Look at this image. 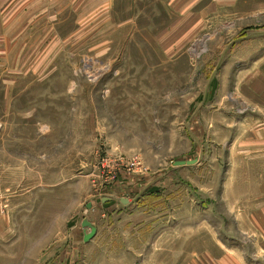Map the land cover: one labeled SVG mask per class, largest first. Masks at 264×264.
<instances>
[{
    "label": "rangeland",
    "instance_id": "1",
    "mask_svg": "<svg viewBox=\"0 0 264 264\" xmlns=\"http://www.w3.org/2000/svg\"><path fill=\"white\" fill-rule=\"evenodd\" d=\"M14 6L0 25V264H210L221 241L231 257L223 183L264 175V0Z\"/></svg>",
    "mask_w": 264,
    "mask_h": 264
},
{
    "label": "crops",
    "instance_id": "2",
    "mask_svg": "<svg viewBox=\"0 0 264 264\" xmlns=\"http://www.w3.org/2000/svg\"><path fill=\"white\" fill-rule=\"evenodd\" d=\"M15 3L16 0H0V25L6 22L9 23V18L1 19V13L2 11L13 9ZM262 150L259 152H264ZM177 168H184L186 170L187 166ZM260 177L263 178V181H226V183H223L227 189L226 195L231 198V230L229 232L231 237L229 238L233 252L231 257L225 256L223 252L225 249L224 242H216L215 247L219 253L216 252L213 257L207 256L203 258L209 260L210 264H264V175H259ZM108 198L110 199L109 202H111L112 197L109 196ZM209 213L211 218L215 220V230H221L224 227V215L216 212L213 215L211 211L201 209L198 212L191 211L190 214L191 217L203 216L207 219ZM88 221L93 225L90 220ZM82 222L83 220L80 222V227L83 240L84 235L89 232V229L83 228ZM198 227L199 232H201L206 228V222H201ZM236 251L239 252L236 253Z\"/></svg>",
    "mask_w": 264,
    "mask_h": 264
},
{
    "label": "water",
    "instance_id": "3",
    "mask_svg": "<svg viewBox=\"0 0 264 264\" xmlns=\"http://www.w3.org/2000/svg\"><path fill=\"white\" fill-rule=\"evenodd\" d=\"M197 163L196 160H190V161H176L174 163L175 167H181V166H192L195 165ZM102 203H107L110 201L109 198H103L101 199ZM120 202L123 205H127L128 204V200L127 199H120ZM82 227L85 229H89V232L86 233L83 237V241L85 243H88L89 241H91L97 233V229L95 226H93L87 219H84L82 222Z\"/></svg>",
    "mask_w": 264,
    "mask_h": 264
},
{
    "label": "built area",
    "instance_id": "4",
    "mask_svg": "<svg viewBox=\"0 0 264 264\" xmlns=\"http://www.w3.org/2000/svg\"><path fill=\"white\" fill-rule=\"evenodd\" d=\"M135 164H137V162L136 161H132V165L134 166Z\"/></svg>",
    "mask_w": 264,
    "mask_h": 264
},
{
    "label": "trees",
    "instance_id": "5",
    "mask_svg": "<svg viewBox=\"0 0 264 264\" xmlns=\"http://www.w3.org/2000/svg\"><path fill=\"white\" fill-rule=\"evenodd\" d=\"M104 205H107V203H106V204H104Z\"/></svg>",
    "mask_w": 264,
    "mask_h": 264
}]
</instances>
